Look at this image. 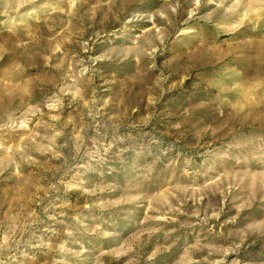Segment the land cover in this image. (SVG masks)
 <instances>
[{
    "label": "rangeland",
    "instance_id": "rangeland-1",
    "mask_svg": "<svg viewBox=\"0 0 264 264\" xmlns=\"http://www.w3.org/2000/svg\"><path fill=\"white\" fill-rule=\"evenodd\" d=\"M0 264H264V0H0Z\"/></svg>",
    "mask_w": 264,
    "mask_h": 264
}]
</instances>
